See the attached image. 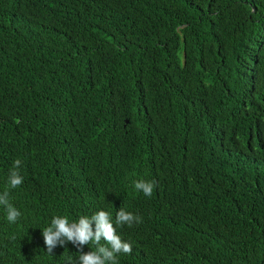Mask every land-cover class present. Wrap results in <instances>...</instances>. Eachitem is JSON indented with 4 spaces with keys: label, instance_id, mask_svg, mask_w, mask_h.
I'll return each instance as SVG.
<instances>
[{
    "label": "trees",
    "instance_id": "1",
    "mask_svg": "<svg viewBox=\"0 0 264 264\" xmlns=\"http://www.w3.org/2000/svg\"><path fill=\"white\" fill-rule=\"evenodd\" d=\"M6 188L0 264L78 261L42 230L100 210L118 264H264V0H0Z\"/></svg>",
    "mask_w": 264,
    "mask_h": 264
},
{
    "label": "clouds",
    "instance_id": "2",
    "mask_svg": "<svg viewBox=\"0 0 264 264\" xmlns=\"http://www.w3.org/2000/svg\"><path fill=\"white\" fill-rule=\"evenodd\" d=\"M21 164L19 159L14 161V166L8 176V188L15 189L23 182V177L18 169ZM137 191L143 192L145 196H151L154 188L153 182L139 180L134 182ZM8 188L0 194V206H4L6 211V220L9 223H16L21 216V212L9 202ZM141 218L131 212L120 209L116 214L115 224L129 227L133 223H140ZM93 224L95 225L93 229ZM42 236L47 252L52 254L54 249L64 246L67 243L73 244L80 249L78 261H73L69 257L66 264H118V254H130L132 247L129 243L121 240L116 234V228L113 226L111 216L108 212L100 210L91 217L81 216L78 221L69 222L67 217L56 216L51 220L50 226L42 230ZM14 239V237H13ZM105 241L102 245L100 241ZM94 244L95 251L84 253L82 251L85 245Z\"/></svg>",
    "mask_w": 264,
    "mask_h": 264
}]
</instances>
